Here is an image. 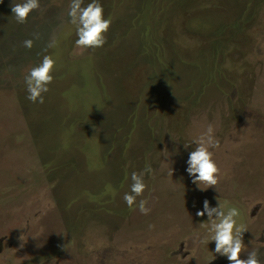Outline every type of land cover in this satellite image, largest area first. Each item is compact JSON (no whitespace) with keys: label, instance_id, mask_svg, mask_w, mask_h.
<instances>
[{"label":"rangeland","instance_id":"rangeland-1","mask_svg":"<svg viewBox=\"0 0 264 264\" xmlns=\"http://www.w3.org/2000/svg\"><path fill=\"white\" fill-rule=\"evenodd\" d=\"M17 2L0 4V264H229L199 244L205 199L241 210L240 258L264 264V0H101L98 49L75 45L71 0L23 24ZM45 55L54 80L32 103ZM209 125L219 183L200 191L183 144ZM146 166L143 215L123 196Z\"/></svg>","mask_w":264,"mask_h":264},{"label":"clouds","instance_id":"clouds-1","mask_svg":"<svg viewBox=\"0 0 264 264\" xmlns=\"http://www.w3.org/2000/svg\"><path fill=\"white\" fill-rule=\"evenodd\" d=\"M41 0H19L11 5V13L18 23L23 24L29 14L40 8ZM3 0H0V4ZM69 23L75 27L77 39L75 45L85 49L102 48L106 43V34L111 26L112 20L105 16L101 0H90L85 5V0H71L67 13ZM33 41H24V47L31 49ZM56 60L51 55H45L42 60L25 76V86L28 93L27 99L32 103H44L45 94L50 91L49 85L54 80ZM195 145L194 150L188 152L185 172L191 183L200 191H206L219 183L220 169L213 159V151L220 148V140L216 137L214 129L208 126L206 133L201 138L191 140L183 144L184 149ZM211 149V150H210ZM152 171L150 166L144 170L133 171L130 175V190L123 196L127 207L131 210L138 209L143 215L151 211L147 207V199H141L137 204V198L141 197L147 189L145 174ZM204 185L201 189L200 185ZM195 206V205H194ZM196 217L206 219L200 223L205 225L206 232L199 239V244L208 249V245L214 242V253L216 256L226 258L229 264H261L260 250L254 249L241 259L242 250L245 248L243 234L247 228L238 222L241 210L225 200L223 203L216 201L212 206L209 200L202 202V208L196 210ZM149 227H153L149 225ZM214 258V259H215ZM210 264V262H209Z\"/></svg>","mask_w":264,"mask_h":264}]
</instances>
